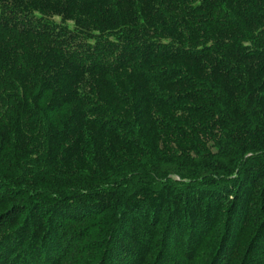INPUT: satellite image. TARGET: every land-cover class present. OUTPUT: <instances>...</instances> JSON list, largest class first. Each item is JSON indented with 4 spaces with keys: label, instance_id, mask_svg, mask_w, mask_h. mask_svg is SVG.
Here are the masks:
<instances>
[{
    "label": "trees",
    "instance_id": "1",
    "mask_svg": "<svg viewBox=\"0 0 264 264\" xmlns=\"http://www.w3.org/2000/svg\"><path fill=\"white\" fill-rule=\"evenodd\" d=\"M0 264H264V0H0Z\"/></svg>",
    "mask_w": 264,
    "mask_h": 264
}]
</instances>
